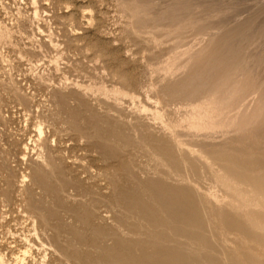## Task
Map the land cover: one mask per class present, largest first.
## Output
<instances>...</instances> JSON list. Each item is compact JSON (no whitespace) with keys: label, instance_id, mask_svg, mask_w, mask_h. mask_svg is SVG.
Returning <instances> with one entry per match:
<instances>
[{"label":"rangeland","instance_id":"rangeland-1","mask_svg":"<svg viewBox=\"0 0 264 264\" xmlns=\"http://www.w3.org/2000/svg\"><path fill=\"white\" fill-rule=\"evenodd\" d=\"M45 2L40 1L41 11L60 17L55 21L57 36L63 38L76 24L81 33L78 42L64 44L66 51L58 62L57 50L40 48L48 41L45 22L40 23L45 36L39 34L38 24H18L20 14L31 17L30 0H0V20L13 32L11 43L1 46L9 62L0 61V154L14 168L10 180L0 175V260L43 264L40 244L45 241L62 252L49 251L48 264H264L261 196L250 194L247 207L235 215L200 205L179 181L186 178L221 200L224 192L216 185L219 166L211 168L198 157L184 156L173 144L177 133L194 144L204 135L188 129L194 108L208 100L193 94L186 83L193 70L205 68L206 76L210 64L213 73L219 70L217 75L240 69L248 72L243 79L247 83L264 80L262 68L254 64H264V0H50L48 6ZM165 5L171 6L168 16L174 23H160L164 13L160 8ZM34 32L36 38L31 36ZM184 43L193 50H184ZM213 52L217 61L211 64L208 54ZM15 82L31 102V117L16 101ZM114 89L125 95L114 94ZM44 120V154L60 159L61 166L52 178L53 188L35 193L37 207L48 218L45 225L39 217L35 230L27 214L30 199L21 183L25 166H16L14 158L22 161L28 154L26 144L30 159L37 158L41 148L36 146L37 127ZM258 128L256 138L242 133L235 141L232 129L218 131L211 141L215 147L205 150L217 164L246 166L254 152L233 153L249 142H254L256 153L262 150L264 125ZM81 131L97 138L86 144ZM100 147L113 149L108 162L95 153ZM212 200L216 204L215 197ZM110 209L118 215L113 217ZM181 209L189 210V217L176 219ZM252 222L262 230L250 228ZM45 229L51 240L43 237Z\"/></svg>","mask_w":264,"mask_h":264},{"label":"bare ground","instance_id":"bare-ground-1","mask_svg":"<svg viewBox=\"0 0 264 264\" xmlns=\"http://www.w3.org/2000/svg\"><path fill=\"white\" fill-rule=\"evenodd\" d=\"M40 1L41 0H30L34 11L31 14V17H28V18H24L22 16V14H20V16L18 18V24L22 25V23H24L26 21L32 25L38 24L37 30L39 31V34L42 36H45L46 31L43 30V28L40 25L41 22H45L47 27H48V31H47L48 41L41 43L40 48L46 47L47 49L57 50V55L54 57V59L56 62H58V60H60L64 55V53L63 54H61V53L63 51H66V46L64 44L78 42L80 39L79 36L81 33L76 28V25H77L76 24V25H73L71 27V29L66 32V35L63 36V38H60L59 36H57L59 34V32L57 31V28L55 27V25H56L55 21L58 20L60 17L58 18V16H56V14H54V12H52V11H46V10L41 11L42 7H41ZM128 1H136V0H128ZM49 2H50V0H46L45 4L47 5V3L49 4ZM168 7L169 6L165 5V6H162L160 8L161 11H164V13L161 14L162 17H161L160 23H166L168 21L171 23L175 22L173 20V16H170V15L168 16L169 13L170 14L172 13L171 6H170V9ZM58 9H63V8H58ZM70 12H71V10H70ZM138 21L142 22L143 19L138 17ZM252 29H254V28H252ZM12 33H13L12 29H10L7 25L4 24L3 21L0 20V61H2L3 63H8L9 60H8V57L6 56V52L2 51L1 46H2V44L11 43ZM31 36L32 37L34 36L36 38L35 32L32 33ZM31 36L29 35V37H31ZM236 38H237V36H236ZM60 39L61 40L63 39V41H61ZM240 44H243V43L241 42ZM240 44H239V46H240ZM183 47H184V50H186V51H192L193 50L190 47V45L187 43L185 45H183ZM31 48H28L25 50L28 51V53H30L31 55H35L36 52L31 50ZM247 53H249V52L246 51V54ZM208 55H209V57H208L209 60L211 59V61H212V62H210L211 64L213 63V61H217V60H214V58H216V56H217L216 52L209 53ZM21 56H22V58H24L22 53H21ZM199 58H200V56H199ZM41 61H42V59H41ZM227 62H229L231 64L234 63L231 60H229ZM254 64L258 65L259 69L262 68V70L264 72V64L263 63H260V62L258 63L257 61H255ZM210 66L211 65L209 64V66H208L209 74L206 76L203 74V70L205 68L203 70H200V71L191 69L193 71L191 72V74L190 73L188 74V78L186 80V83L188 85H190L193 94H195V95L197 94V95L203 96L204 98L208 99L207 102L205 101V102L201 103L200 105H198L197 107L194 108L192 115H190V117H189V123H188V129L190 131H202V132H204L203 133L204 135L202 136V138H200L199 140L196 141V144H194L191 141L189 142L187 140L182 139L185 136L184 134L177 133V135H175L173 138V144H174V147L178 151H180L184 156L189 155L191 157H198V159L200 161H202V162L204 161V162L208 163L209 167H211V168L214 165H218L219 167H218V170L216 173V185L221 188V190L224 192V194L222 196V199L220 200L215 195H208L207 193H204L200 187L193 186L191 184V182L188 181V179H186V178H182L179 182H182L183 183L182 185H184V186L186 185L190 189V193L194 196V198L199 202L200 205L206 204V205L210 206L212 209L213 208L216 209V207H218L220 210H229L230 215H235L234 213L241 212L244 208L247 207L245 204V201H246V198H248L250 194H253L255 196H257L259 194L264 201V147L262 150L258 149L259 151L257 150V153H256L255 149H254V145H253L254 142L253 143L249 142L248 144L245 143V145H243L244 144L243 143L241 145V147H238L237 149H235L233 154H241V153L249 152V151L254 152L255 157L250 159L248 162H246V166H244V164H242V163H240V166H239L237 164H229V162L226 163L224 161H221V162H219V164H217L216 160H214V157L211 155L212 153L210 154L209 152H206L205 149L207 147H211V146L215 147L214 145H216V144L211 142V141L213 140V134L218 133V131L219 132L223 131L222 133H227V132L229 133L230 130L232 129L233 130L232 141H235L237 136L242 134V133H249L253 137H255V135H257L256 133L258 132V129H259L258 127H261V126L263 127V125H264V80L261 77L260 80L255 79L253 84H251V82L247 83L246 81H243V79H245V77L248 75V72H246V70L243 71V70L237 69L234 74L225 70L223 72L220 71V74L217 75L219 73V70L214 71V73H213L212 72L213 66L212 67H210ZM93 67H95V66H93ZM240 78H242V79H240ZM65 83H66V81H65ZM77 87H79L80 89L83 88V86L80 84H77ZM92 89L87 87L85 90L92 91ZM12 90L16 95V99H17L16 101L20 104V106L24 107V110L27 113V115L29 117H31L34 110L32 108L30 100L27 99L25 96L21 95V91H22L21 85L17 82L13 83ZM55 91H57V90H55ZM102 91H104L105 93H109V90L107 88H102ZM112 92L114 94H117V95H120V94L125 95L119 89H114ZM9 96H10V94H9ZM52 98L55 99V96L53 95ZM192 98H195V97H192ZM197 100H199V99H197ZM0 103H2L1 98H0ZM0 106H1V104H0ZM55 106L57 107V104ZM238 106H240V107L237 108ZM110 109H111V107H110ZM44 111H45V109H44ZM49 111H50V109H49ZM49 113H51V112H49ZM3 117H5V116H3ZM157 117H159V115H157ZM51 118H52V116H51ZM47 120L46 121L44 120L45 123L41 122L37 127L40 139H39V144H37L36 146L41 147L40 153L38 154L37 158L35 160H33V159L31 160L30 157L28 156L30 154V144H26L24 146V151H26L28 154H24L22 156L21 162H19L16 157L14 158V162H16V164H17L16 166L21 167L23 165V166H25V170L27 171V172L25 171L23 173L21 183H22V187L24 188L25 193L28 195V197L30 199L28 205H29V208L31 211L27 212V214L30 215L34 224H36L35 230L38 229L39 219H40L39 217H41L43 219V221L45 222V225H47V222H48V218L45 216L43 210L40 207H37V205H36L37 199L35 198V193L37 190H41L42 192L47 193L48 190L53 188L52 178L56 174L57 167L61 166V164H58V162H60V159L55 158V157L50 159V158L46 157L44 154V150H45L44 146L46 145L47 135L44 131L43 126H44V124H47L46 123ZM48 126L49 125H47V127ZM260 131L263 132L262 138L264 139V128H261ZM81 133H82V135H81L82 139H84L86 144L93 143V141L97 138V136L95 134L92 135V134L86 133L85 131H81ZM31 145H32V141H31ZM144 149H146V148H144ZM112 150L113 149L110 147H105V148L100 147L95 151V153L101 155L104 162H108V160L111 158V156L113 154ZM210 160L214 161V162L209 163ZM8 161H9V159H7L4 155L0 154V171L3 172L0 175H4L6 179L10 180L12 177H14V168H13L12 164H10ZM110 177H112V176H109L108 178H110ZM16 183H18V182H16ZM69 197L74 198L75 196L69 195ZM212 197H215V199L217 200L216 204L213 203ZM6 200H5V202L8 204V201H6ZM240 200H242V201H240ZM243 200H244V202H243ZM8 206H9V204H8ZM51 213L48 212V214H51ZM110 213L113 215V217H116L118 215V212H116L115 210L110 209ZM189 214H190L189 210L181 209L175 214L174 217L176 219H179L181 217H187V216L189 217ZM96 215H97V213L92 214L93 217H96ZM102 220L106 221V219H104V218ZM49 222H51V221H49ZM145 222H147V221H145ZM184 223H187V222H184ZM251 227L254 229L262 230L260 228L258 222L257 223L252 222L250 228ZM49 231H50L49 229H45L42 231L43 237L47 241L50 239ZM97 233H99V232H97ZM184 234H186V233H184ZM184 234L182 237L186 236ZM40 246L42 247L41 250L43 251L42 252L43 253V261H42L43 264H48L49 255H50V253H48L49 251L52 250V251H54L55 254H60V255L62 254L61 249H59L57 246H55L52 243H45V241H41ZM91 246L93 247V245H91ZM141 247H143V246H141ZM168 249H170V248H168ZM131 258H133V257H131ZM162 262H164V261H162ZM0 264H5L3 258L0 260Z\"/></svg>","mask_w":264,"mask_h":264}]
</instances>
